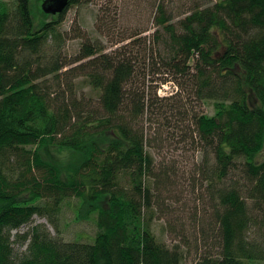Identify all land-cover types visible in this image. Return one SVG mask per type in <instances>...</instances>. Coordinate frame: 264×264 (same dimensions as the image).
<instances>
[{"label": "trees", "instance_id": "obj_1", "mask_svg": "<svg viewBox=\"0 0 264 264\" xmlns=\"http://www.w3.org/2000/svg\"><path fill=\"white\" fill-rule=\"evenodd\" d=\"M125 1L106 0L97 17V32L119 46L85 39L67 60L46 48L62 37L67 9L89 0L43 9L44 23L31 0H0V264H184L193 246L168 245L153 228L170 212L162 192L173 181L148 149L152 117L160 131L189 132L205 152L208 205L191 215L194 264H264V0H190L180 14L174 0H128L138 15L151 6L130 31ZM157 75L178 90L159 96ZM81 76L98 97L78 94ZM187 100L213 101L214 114L190 116ZM72 198L77 219L95 217L92 242L61 237L58 216ZM35 215L58 235L40 224L13 240ZM180 228L187 231L183 221ZM18 241L28 242L22 254Z\"/></svg>", "mask_w": 264, "mask_h": 264}, {"label": "rangeland", "instance_id": "obj_2", "mask_svg": "<svg viewBox=\"0 0 264 264\" xmlns=\"http://www.w3.org/2000/svg\"><path fill=\"white\" fill-rule=\"evenodd\" d=\"M4 1L12 5L15 0ZM208 1L197 0L194 2L203 4ZM105 2L106 0H89V2H83L69 7L62 23L58 26V31L62 37H58L54 41L50 40L49 46L46 48L49 57L50 54L57 52L63 58L71 60L78 55L81 44L85 39L95 40L100 38L104 40L107 50L116 49L119 45H111L108 39L101 36L96 29L97 17L101 13V7ZM127 2L128 0L124 2V5L129 8V13H131L129 15L130 23L124 26L130 31V27L135 26V23L139 21L141 16L145 17L146 23V19L151 15V6L143 3L142 6L144 7L138 10L141 15H138L134 12L137 8L133 5L128 6ZM167 2L169 3V0ZM174 3L175 6L170 7H174L175 12L178 14H180V11L193 5V2L190 0H174ZM31 4L36 23H44L45 21L51 20V17L47 18L43 14L44 0H31ZM112 10L114 12V9ZM149 25L150 27L153 26L152 23ZM153 31L154 28H150L145 35L150 36ZM67 68H64L62 72L64 73ZM55 79L57 82L52 81V91H54V95L57 97V92L62 85H65L64 81H62L65 79V76H61V81L57 78ZM75 81L83 89L78 93L80 96L92 95L95 98L98 97L99 92L92 89L84 76L76 78ZM153 83V89L151 90H155L159 96H171L178 90L177 85L173 81L163 82L162 77L158 75L153 79ZM175 102H177V99L168 101L167 104H174ZM187 103L190 116L193 113L214 114V105L211 100L201 102L198 100H187ZM150 119L147 120L145 126L147 134L150 137L148 149L155 157L156 171L167 173L173 181L171 182L169 180L170 188L162 192L163 203L170 209V212L168 214L164 212L158 214L153 225L154 232L161 241L168 245L179 242L184 249H188L189 244L192 245L191 252L184 264H194L197 251L195 248L194 232H192L195 224L192 222L191 215L195 213V207L197 206L200 211V216H202L204 203L206 206L208 205V201H203V195H205L206 190L202 189L203 186L206 188L208 183L204 180L203 172L200 170L205 160V152L202 150V145L197 144L194 139L189 137V132H186L184 129L183 132H178L172 130L170 127H165L163 131H160L163 126L159 128L156 124V118L152 117ZM169 119L172 124H177V121H174L175 118L169 117ZM185 122L188 125V121ZM68 156L70 157L68 154L57 155V159L64 160ZM260 159H264V151ZM211 160V157H209V162ZM150 179L156 180L152 177ZM79 204L80 201L78 199L72 198L62 205V210L58 216V224L62 233L61 237L67 241L92 242L97 232L95 217L93 216L90 219H77ZM175 217H178L179 220L175 221ZM182 221L185 223L186 232L179 231L181 230ZM40 224L45 225L53 236L58 235L55 226L46 217L35 215L31 223L12 231V239L16 240L18 234H23L32 229V227ZM27 244L28 242L26 244H21L20 241L15 242L16 252L18 254L25 252L27 250Z\"/></svg>", "mask_w": 264, "mask_h": 264}, {"label": "water", "instance_id": "obj_3", "mask_svg": "<svg viewBox=\"0 0 264 264\" xmlns=\"http://www.w3.org/2000/svg\"><path fill=\"white\" fill-rule=\"evenodd\" d=\"M52 5L46 8L47 1L44 2L43 9L47 12L61 13L68 5L69 0H50Z\"/></svg>", "mask_w": 264, "mask_h": 264}]
</instances>
